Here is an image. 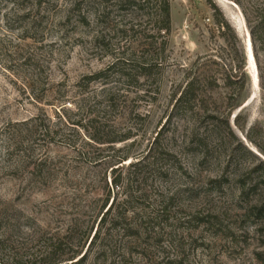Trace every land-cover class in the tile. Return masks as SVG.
<instances>
[{
	"label": "rangeland",
	"instance_id": "1",
	"mask_svg": "<svg viewBox=\"0 0 264 264\" xmlns=\"http://www.w3.org/2000/svg\"><path fill=\"white\" fill-rule=\"evenodd\" d=\"M238 1L169 0L162 40L154 5L0 0V264L64 234L59 264H264V42L257 0ZM234 41L239 97L221 80ZM121 57L129 77L111 67ZM189 72L198 94L176 111ZM106 198L105 231L66 260Z\"/></svg>",
	"mask_w": 264,
	"mask_h": 264
},
{
	"label": "trees",
	"instance_id": "2",
	"mask_svg": "<svg viewBox=\"0 0 264 264\" xmlns=\"http://www.w3.org/2000/svg\"><path fill=\"white\" fill-rule=\"evenodd\" d=\"M120 2H124L126 4L132 5L135 8H143L144 6H149V5H154L155 6V20H156V32L157 35L162 38V40L166 39V36L170 33L171 31V19H170V5H169V0H120ZM235 3L239 4L238 0H234ZM252 2V7L254 8V25H252L250 28V33H251V39L253 43H263L264 42V0H257V1H250ZM214 8V14H215V25L217 29L218 36L221 37L224 41H226L228 44L229 42L227 41V34L231 31L229 25L227 22L222 18L221 13L218 11V9ZM244 15L247 17V13L244 12ZM233 40H236V36L232 34ZM235 42V41H234ZM156 42H152L151 48H154V45ZM232 45V50L234 52V56L232 55L230 59V66L228 71L230 72L229 75L226 73L221 75V80L224 82V85L226 87H229L230 89L235 91L236 97H239L242 92L246 89L247 85V80H246V75L244 72V59L241 56L240 49L237 46V43H231ZM160 50H164V42L161 41L160 45ZM136 63L133 61L131 58H118L112 65V68H115L117 72L121 73L122 75H125L129 77L130 72L133 69H136V66L134 65ZM129 66V67H128ZM139 69L146 71L150 70L151 65L145 64V63H139L138 64ZM191 72V70H190ZM187 73L185 84L181 87V89L178 91L177 94L174 95V105L173 109L174 110H179L182 109L183 106L186 104L192 102L195 99V96H197V89L195 84L198 82L197 78L195 76H191V73ZM102 72H98L92 76V79H97L100 78ZM141 76H148L149 73L142 72L140 71L139 73ZM262 89L264 91V85H262ZM228 124V123H227ZM130 138V133H126L123 137V140H127ZM97 140V139H94ZM113 142V141H112ZM126 159V156H122L120 158L119 162H122ZM140 163V161L137 162H130L129 167L130 168H135L137 165ZM129 177V175H128ZM128 177L126 179H128ZM113 185L114 187L119 186L118 185V180L113 179ZM125 188V187H123ZM127 197V196H126ZM129 198V197H128ZM128 198L126 200L128 201ZM109 199L106 198L102 204L100 205L98 212L96 214V218L93 222V225L87 230V232L81 237V241L79 242L80 250L76 249L73 255H71L68 259L66 260H73L75 259L80 253L81 249L85 247L87 244L88 246L93 245L97 239L99 238L101 232L103 230L105 231V225L109 224V221H107V216L110 214L112 211H114L115 206L113 205V202L109 203ZM115 217L120 218V214L118 212H115ZM122 215L125 213H121ZM124 216V215H123ZM113 221V220H112ZM111 225V222H110ZM74 224H69L67 226V231H71L73 229ZM95 228V229H94ZM93 234L91 235V233ZM67 233V232H66ZM67 234L62 235L60 237L63 239ZM58 238L56 241H51L52 238H49L50 242L47 243L44 247V252L38 253L33 259H28V262L30 264H36V261H43V264H59L61 263L60 258H54V255L56 254V251L60 248L61 246V239ZM85 254V253H84ZM84 254L81 256V258L84 256ZM14 264H24V262L19 259H15Z\"/></svg>",
	"mask_w": 264,
	"mask_h": 264
},
{
	"label": "water",
	"instance_id": "3",
	"mask_svg": "<svg viewBox=\"0 0 264 264\" xmlns=\"http://www.w3.org/2000/svg\"><path fill=\"white\" fill-rule=\"evenodd\" d=\"M247 40H248V42L250 41V40H249V36H248V39H247ZM249 43H250V42H249ZM247 44H248V43H247ZM246 51H247V53H248V49H247V47H246ZM247 55H248V54H247Z\"/></svg>",
	"mask_w": 264,
	"mask_h": 264
},
{
	"label": "bare ground",
	"instance_id": "4",
	"mask_svg": "<svg viewBox=\"0 0 264 264\" xmlns=\"http://www.w3.org/2000/svg\"><path fill=\"white\" fill-rule=\"evenodd\" d=\"M249 43V42H248ZM249 45H250V43H249ZM249 47V46H248ZM248 47H247V49H248ZM250 52V51H249Z\"/></svg>",
	"mask_w": 264,
	"mask_h": 264
}]
</instances>
